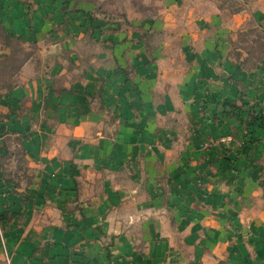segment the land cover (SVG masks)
I'll list each match as a JSON object with an SVG mask.
<instances>
[{
  "label": "crops",
  "instance_id": "obj_1",
  "mask_svg": "<svg viewBox=\"0 0 264 264\" xmlns=\"http://www.w3.org/2000/svg\"><path fill=\"white\" fill-rule=\"evenodd\" d=\"M73 3L0 0V65L14 66L0 78V160L13 135L30 170L5 185L0 165V193L15 191L1 262L264 264V103L250 141L221 115L239 95L264 98V72L229 79L226 26L195 2L170 14L183 46L167 63L131 29L99 38ZM90 36L102 50L85 58ZM16 46L35 52L19 62ZM205 94L219 103L201 111ZM231 132L229 168L219 142Z\"/></svg>",
  "mask_w": 264,
  "mask_h": 264
},
{
  "label": "rangeland",
  "instance_id": "obj_2",
  "mask_svg": "<svg viewBox=\"0 0 264 264\" xmlns=\"http://www.w3.org/2000/svg\"><path fill=\"white\" fill-rule=\"evenodd\" d=\"M74 2L73 7H77L89 18L99 20L100 27L105 29L101 32L99 38H104L108 30H117L125 33L124 31L131 29L130 32L132 33L129 34H137L147 54L153 53L155 48L163 45L164 47L161 49V52L166 60L165 63L177 53L182 52L181 48L183 46L182 40H178L174 36V34L177 33V26L175 28L171 27L172 19L170 14H178L180 10H185L186 7L195 2L197 8L194 7L202 11V14H208V12L210 15L218 14L221 18L220 21H223V24L226 26L227 32L223 34V44L226 45L227 48L225 50L226 58L229 59L234 66H237L236 70L233 69L232 71H230L228 66H225V70L230 72L228 75L230 76L229 79H231V81L233 80V76L237 70H242L244 74L252 75L256 73L259 75V72H264V0H193V2L192 0H74ZM178 15L180 16V14ZM146 27L149 29H146ZM181 29L182 33L187 32L186 27H182ZM181 35L179 36L181 37ZM14 41L17 42L18 40L16 39ZM171 42L177 43L178 45L175 46L174 44L175 47H172L171 44L168 45V43ZM99 43L101 44L102 41H99ZM100 44H96L90 36L87 43L84 42L82 55L86 58L89 56L90 52H94L98 49L102 50ZM14 52H17L16 58H19L18 61L20 62L27 53L35 52V49L25 50L20 46H16ZM164 65L166 64L160 62L158 69H160L161 72H164V70L170 72V69H167ZM13 67L14 66H10L9 63L0 65V78L7 75ZM1 82L0 79V83ZM167 85H170V82H168ZM205 96L207 95L205 94ZM246 96V94H244V96L239 95L236 102H225V105L222 104L224 107L221 115L227 120L236 119L237 121H241V123L244 124L246 135L248 136L247 138L250 141L253 131H255L256 127L261 125L263 120L260 107L262 103H264V98H256L257 100L250 102V98ZM206 98L209 97L200 96L194 100L202 108L201 111H204L208 102H214L216 105L219 103L217 101H210ZM232 135L235 136L234 133L231 132V134L225 136L226 138H222L219 142V144H225V142L229 143L226 149H224L226 151L223 157L229 168H232L231 164L235 163L233 159V151L235 149L232 143H234L236 139ZM17 139L18 138L13 135H7L3 139L5 150L0 160V165L2 167V172H4L6 176L13 178H6L4 181L5 185L6 182L8 185H15L21 182L24 180L21 179V177L26 178V172H30L27 167V160H25L23 156V148L17 144ZM217 162L218 161L215 160V163ZM104 164L105 163H103L102 167L99 169L100 172H105L104 169H106V166ZM221 167L224 166L221 164ZM217 169H219V167ZM12 172L21 173L17 175V173ZM8 188H10V186ZM13 191L14 189H8L7 191L4 190V195L0 193V195H2L0 213L2 212L1 217L3 219L8 218L9 211H7L8 205L6 202L8 200L10 201L12 197L15 198V196L11 194ZM26 198L27 194L21 196L20 201L24 202ZM0 264H3L1 260ZM246 264H248V262H246Z\"/></svg>",
  "mask_w": 264,
  "mask_h": 264
},
{
  "label": "built area",
  "instance_id": "obj_3",
  "mask_svg": "<svg viewBox=\"0 0 264 264\" xmlns=\"http://www.w3.org/2000/svg\"><path fill=\"white\" fill-rule=\"evenodd\" d=\"M0 243L2 246H4L5 239H4V233H3V229H2L1 220H0Z\"/></svg>",
  "mask_w": 264,
  "mask_h": 264
}]
</instances>
